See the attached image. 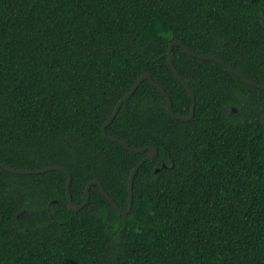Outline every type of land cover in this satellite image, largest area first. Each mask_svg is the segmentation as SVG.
<instances>
[{"label":"trees","instance_id":"1","mask_svg":"<svg viewBox=\"0 0 264 264\" xmlns=\"http://www.w3.org/2000/svg\"><path fill=\"white\" fill-rule=\"evenodd\" d=\"M174 41L264 86V0H0V161L126 210ZM172 53L130 213L0 167V264H264V90Z\"/></svg>","mask_w":264,"mask_h":264},{"label":"water","instance_id":"2","mask_svg":"<svg viewBox=\"0 0 264 264\" xmlns=\"http://www.w3.org/2000/svg\"><path fill=\"white\" fill-rule=\"evenodd\" d=\"M175 46H180L188 55H190V56H192V57H194L196 59L203 60V61H212V62L221 64L224 67H226L227 69H229L231 72H233L234 74H236L237 76H239L242 79H244L245 81H247L253 87H255L257 89L264 90V86L256 84L255 82H253L252 80H250L247 76H245L242 73H240L239 71L235 70L230 65H228L227 63H225L223 60L217 58L216 56L201 55V54H198V53L190 50L184 43H182L180 41H174V42H172L171 45H170V47H169V51H168L169 64H170L171 68L173 69V71H174L175 75L177 76V78L181 81L182 85L192 95L191 114L189 116L176 115L173 112L172 101H171L170 96L168 95V93L162 87H160L158 84H156V82L154 81V79L152 78V76H150L149 74H145V75H143L136 82V84L131 88V90L117 103V106H116L113 114L105 122L104 127L102 129V134H103V136L106 139L111 140V141H114V142H118L119 144L123 145L131 153L141 154V153H146V152L149 151V154L145 158H143L134 167V169H133V171H132V173L130 175V181H129V206H128V208L126 210H123L122 208L119 207V205L114 201V199L112 197H110L109 194L104 190V188L102 187V185L100 184V182L98 180H93L92 182H90L87 185V187H86V200H85V202L82 205L75 204L74 201H73L72 194H71L72 177H71L70 173L65 168L57 167V166H51V167H47V168L42 169V170L22 171V170L13 169V168L5 165L1 161H0V167H2L3 169L9 171L10 173L20 174V175L41 174V173H46V172H51V171H62L64 173H66L67 176H68V180H67V184H66V192H67L68 201H69V208L71 210H74V211H80V210H82L89 203L91 187L94 184H96V185H98L100 187L101 192L112 203V205L114 206V208L122 216H127L130 213L131 208H132V205H133V186H134L135 176H136L138 170L140 169V167L145 162H147L148 160H153L154 158H156V156L158 155V150L154 146H149V147L134 149V148L130 147L125 141H123V140H121V139H119L117 137L108 135L107 132H106V130H107V127L117 117V115H118L121 107L135 94V92L138 90V88L146 80L150 81V83L154 87H156L157 89H159L164 94V96L166 97L165 104H166L167 109H168V112L170 113L171 116H173L177 120L184 121V122L190 121L194 117V115H195V107H196V95L194 93V90L187 84V82L184 80V78L180 75V73L178 72V70L174 66V63H173V53H172V51H173V48ZM233 111L236 112L237 110L236 109H233ZM262 123L264 124V117L262 118ZM2 220H3V217L0 215V225L2 223Z\"/></svg>","mask_w":264,"mask_h":264}]
</instances>
